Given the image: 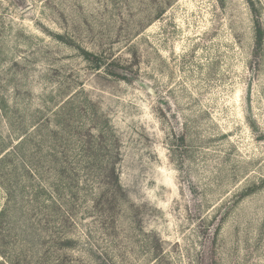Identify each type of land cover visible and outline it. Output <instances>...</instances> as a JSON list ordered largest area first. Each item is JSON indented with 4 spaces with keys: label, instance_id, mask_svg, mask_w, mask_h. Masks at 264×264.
I'll return each instance as SVG.
<instances>
[{
    "label": "rangeland",
    "instance_id": "obj_1",
    "mask_svg": "<svg viewBox=\"0 0 264 264\" xmlns=\"http://www.w3.org/2000/svg\"><path fill=\"white\" fill-rule=\"evenodd\" d=\"M21 141L0 168V264H264L248 0H0V158Z\"/></svg>",
    "mask_w": 264,
    "mask_h": 264
},
{
    "label": "trees",
    "instance_id": "obj_2",
    "mask_svg": "<svg viewBox=\"0 0 264 264\" xmlns=\"http://www.w3.org/2000/svg\"><path fill=\"white\" fill-rule=\"evenodd\" d=\"M248 3L251 7V12L253 14V23H254V27H255V33H256V49L259 50L262 48L263 46V42H264V28H263V25L261 24V21H260V17L257 13V10L254 6V3L252 2V0H248ZM110 67V73H112V75L118 77V78H121L123 80H132L131 76L127 75V74H124L125 72L121 71L120 69L118 68H115L113 66H109ZM25 144V142L22 143V141L14 148V152L11 151L10 152H4L0 158V168H5V166L8 165V163L10 162V159L13 157V155L17 154V155H21V157H25L22 152V146ZM38 146V145H37ZM27 159L28 161H30V165L32 166L31 164V160H29L27 157L25 158ZM47 163L49 164H52L53 166V171L57 174V175H60L61 174H65L66 173V168H64L63 166V162L62 160H59L57 158H55V156H50L49 158H47ZM33 167V166H32ZM12 168V170H11ZM29 168V166H28ZM34 168V167H33ZM10 170L13 172V174L17 177V173L18 171L20 170L19 166H16V165H12L10 167ZM27 170V169H25ZM29 171L31 173H33V169L29 168ZM28 170L26 171L27 173H30ZM2 176V179L0 180L1 184L4 186L5 190L8 192V193H11L10 192V188H11V185L12 184V181L10 180L9 178V175H11V173H4L2 172L1 174ZM105 181H108V182H103L107 189V192L106 193H110V198H106V200L108 201L109 200V203L111 204V206L113 207H116L119 202L123 199L124 197V193H123V189L121 187V184L119 182V177L118 175L116 174V168L115 166H112V168L110 169V171L108 173H106L105 177H104ZM9 181V182H8ZM16 182L18 181V178H16L15 180ZM10 183V184H9ZM106 193L103 195V198L105 199V196ZM6 215V211H2L0 213V222L1 220L5 217ZM62 248H70V247H73V243L72 242H62L61 244ZM57 264H71L70 262L66 263V262H58Z\"/></svg>",
    "mask_w": 264,
    "mask_h": 264
},
{
    "label": "water",
    "instance_id": "obj_3",
    "mask_svg": "<svg viewBox=\"0 0 264 264\" xmlns=\"http://www.w3.org/2000/svg\"><path fill=\"white\" fill-rule=\"evenodd\" d=\"M150 92H151L152 94H154V92H153V90H152V89H150Z\"/></svg>",
    "mask_w": 264,
    "mask_h": 264
}]
</instances>
